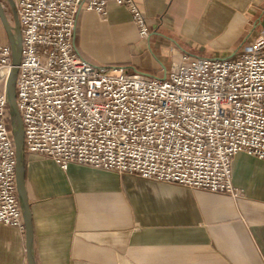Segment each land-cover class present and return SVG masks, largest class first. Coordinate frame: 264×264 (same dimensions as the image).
Segmentation results:
<instances>
[{
	"label": "built area",
	"instance_id": "obj_1",
	"mask_svg": "<svg viewBox=\"0 0 264 264\" xmlns=\"http://www.w3.org/2000/svg\"><path fill=\"white\" fill-rule=\"evenodd\" d=\"M125 6L149 36L136 0H15L22 37L16 102L25 151L71 164L238 198L239 153L264 160V33L230 59L190 58L164 78L96 65L74 43L83 11ZM11 47L0 41V223L25 229L7 119Z\"/></svg>",
	"mask_w": 264,
	"mask_h": 264
},
{
	"label": "crops",
	"instance_id": "obj_2",
	"mask_svg": "<svg viewBox=\"0 0 264 264\" xmlns=\"http://www.w3.org/2000/svg\"><path fill=\"white\" fill-rule=\"evenodd\" d=\"M149 36L111 3L81 12L74 43L96 65L164 78L183 56L230 59L264 33V0H136ZM8 43V42H7ZM35 264H264V160L232 161L238 198L25 153ZM0 264H29L26 230L0 223Z\"/></svg>",
	"mask_w": 264,
	"mask_h": 264
},
{
	"label": "water",
	"instance_id": "obj_3",
	"mask_svg": "<svg viewBox=\"0 0 264 264\" xmlns=\"http://www.w3.org/2000/svg\"><path fill=\"white\" fill-rule=\"evenodd\" d=\"M9 3L14 25L9 21L5 7L2 0H0V21L4 27L7 35L8 44L11 47V70L6 81V95L9 109L12 113V135L14 140V147L16 151V186L17 196L19 199L23 222L27 236V256L28 263L35 264L32 254V224H31V212L29 208V202L25 190L24 181V158H25V144H24V125L21 118L20 111L16 102V79L18 74V65L21 59L22 52V37L20 31L19 19L15 7V0H6Z\"/></svg>",
	"mask_w": 264,
	"mask_h": 264
},
{
	"label": "rangeland",
	"instance_id": "obj_4",
	"mask_svg": "<svg viewBox=\"0 0 264 264\" xmlns=\"http://www.w3.org/2000/svg\"><path fill=\"white\" fill-rule=\"evenodd\" d=\"M2 2H3V5L5 7V11H6V14H7V17L9 19V21L11 22L12 25H14V20H13V17H12V12H11L9 3L6 0H2ZM0 41L2 43L8 42L7 35H6V32L4 30V27H3L2 23H1V21H0Z\"/></svg>",
	"mask_w": 264,
	"mask_h": 264
},
{
	"label": "trees",
	"instance_id": "obj_5",
	"mask_svg": "<svg viewBox=\"0 0 264 264\" xmlns=\"http://www.w3.org/2000/svg\"><path fill=\"white\" fill-rule=\"evenodd\" d=\"M7 119L9 120V127L10 129H12V126H11V120H12V113L9 109V106H7Z\"/></svg>",
	"mask_w": 264,
	"mask_h": 264
}]
</instances>
